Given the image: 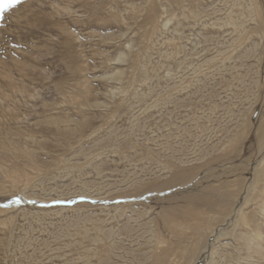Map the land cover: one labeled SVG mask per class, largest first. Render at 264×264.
I'll return each instance as SVG.
<instances>
[{"label":"rangeland","instance_id":"374dc122","mask_svg":"<svg viewBox=\"0 0 264 264\" xmlns=\"http://www.w3.org/2000/svg\"><path fill=\"white\" fill-rule=\"evenodd\" d=\"M263 120L264 0H22L0 13V264H144L158 241L178 264H253L234 233ZM195 183L235 200L200 233L178 215Z\"/></svg>","mask_w":264,"mask_h":264},{"label":"bare ground","instance_id":"6f19581e","mask_svg":"<svg viewBox=\"0 0 264 264\" xmlns=\"http://www.w3.org/2000/svg\"><path fill=\"white\" fill-rule=\"evenodd\" d=\"M238 3V2H237ZM236 3V4H237ZM235 4V3H234ZM217 8V7H216ZM242 8V7H240ZM234 9V8H233ZM239 9V8H238ZM217 10V9H216ZM244 11V10H243ZM242 12V11H241ZM230 13V12H229ZM207 18V17H206ZM239 18V17H238ZM203 19V18H201ZM218 19V18H217ZM200 20V19H199ZM232 20V19H231ZM236 20V19H235ZM208 21V20H207ZM216 21V20H215ZM228 24V23H227ZM195 26V25H194ZM233 26V25H232ZM210 27V26H209ZM220 29V28H219ZM223 30V29H222ZM222 37V36H221ZM227 38V37H226ZM214 39V38H213ZM247 39V38H246ZM229 41V40H228ZM247 44V43H246ZM224 45V44H223ZM261 45V44H260ZM222 46V45H221ZM259 46V45H258ZM229 47V46H228ZM261 49V48H259ZM231 50V49H230ZM233 50V48H232ZM202 52V51H201ZM217 53V52H216ZM229 53V52H228ZM236 55V54H235ZM260 59V58H259ZM258 60V58H257ZM263 61V60H262ZM213 64V63H212ZM233 65V64H232ZM214 66V65H213ZM211 66V67H213ZM259 68V67H258ZM235 70V69H234ZM192 71V70H191ZM202 73V72H201ZM208 75V74H207ZM197 76V75H196ZM237 78V77H236ZM241 80V79H240ZM236 92V91H235ZM223 96V95H222ZM241 109V108H240ZM243 110V109H242ZM228 111V110H227ZM247 111V110H246ZM241 114V113H240ZM242 115V114H241ZM264 121V120H263ZM203 128V127H202ZM212 129V128H211ZM214 129V128H213ZM202 132V131H201ZM217 132V131H216ZM221 132V131H220ZM211 133V131H210ZM213 133V132H212ZM216 134V133H215ZM219 134V133H218ZM240 135H236L234 137H231L230 141H236L240 138ZM203 136V135H202ZM224 136V135H223ZM256 136L259 140V143L263 141L264 137V123L261 122L259 126L256 129ZM185 137V136H184ZM230 137V136H229ZM228 137V138H229ZM169 138V137H168ZM186 138V137H185ZM225 138V137H224ZM242 139V138H241ZM228 140V139H227ZM203 141H201L202 144ZM228 142V141H227ZM228 144V143H227ZM199 145V144H198ZM207 147V146H206ZM205 147V148H206ZM161 148V147H160ZM166 149V148H165ZM208 149V148H207ZM213 150V149H212ZM164 151V150H163ZM182 151V149H181ZM186 151L188 149L186 148ZM224 151V150H223ZM192 152V151H191ZM214 152V151H213ZM186 153V152H185ZM200 152H198L199 154ZM172 154V153H171ZM188 154V152H187ZM201 154V153H200ZM218 154V153H217ZM201 156V155H200ZM151 157V156H150ZM160 157V156H158ZM153 159V158H152ZM202 159V158H201ZM200 158L198 160H201ZM219 158H210V160L202 166L197 167V172L195 173V176H190L192 173L191 169H180L177 170L175 175L172 177L171 180L167 181L162 187H160L158 190H170L175 188L179 184H183V186L187 187L190 184V181L193 180V178H199L200 173L203 168H209L214 165L215 162H217ZM171 160V159H170ZM160 161V160H159ZM139 162V161H138ZM162 163V162H161ZM186 163V162H185ZM184 163V164H185ZM152 165V164H151ZM154 165V164H153ZM187 165V164H186ZM139 166V165H137ZM141 166V165H140ZM143 166V165H142ZM152 167V166H151ZM139 168V167H138ZM160 168V167H159ZM186 168V167H185ZM194 169V168H193ZM192 169V170H193ZM153 170V169H152ZM196 170V169H195ZM142 171V170H141ZM151 171V170H150ZM149 171V172H150ZM206 170V172H208ZM121 172V171H120ZM148 172V173H149ZM103 174V173H102ZM137 175V174H136ZM156 175V174H155ZM134 176V175H133ZM138 176V175H137ZM199 176V177H198ZM131 177V176H130ZM190 177H193L190 179ZM145 178V177H144ZM211 178V177H209ZM134 179V178H133ZM131 179V181L133 180ZM200 179V178H199ZM198 179V181H199ZM109 180V179H108ZM141 180V179H140ZM190 180V181H189ZM138 181V180H137ZM197 183L199 184V182ZM105 182V181H104ZM195 182V181H194ZM179 183V184H178ZM260 183V180H259ZM203 185V182H201ZM192 185V184H190ZM196 185V183H195ZM197 187V192L193 195L192 193L190 195H182L181 197L184 198L186 202H189V204H194L193 209L187 208L185 210L180 211V214L182 216V219L184 218V222H187V229L190 230L193 233H200V231L206 229L204 228L205 225V217L207 216V212H212L213 210H216L218 207L223 208V206L229 207L231 204L233 205L234 201L233 197L229 193H225L224 190L226 189L227 185H222V187L217 188L216 186L212 185L211 183L202 186L203 188L199 189V185L195 186ZM161 186V185H160ZM159 187V186H157ZM113 189V188H112ZM183 189V188H182ZM122 190V189H121ZM124 190V189H123ZM186 191V190H185ZM191 192V191H190ZM122 193V192H121ZM98 194V193H97ZM253 201V208L251 210H248L247 212L241 211V214L239 215V219L241 220L240 228L238 231L234 233L235 240L239 243L236 245V255L239 256L240 259H243L244 261L253 262V264H264V177L261 179V184L259 189L257 190L255 196L252 198ZM204 208L205 210L200 211L198 209ZM202 210V209H201ZM228 217H231V214H228ZM164 218V217H163ZM229 219V218H228ZM227 219V220H228ZM153 220V219H152ZM165 220V219H164ZM168 221V220H166ZM175 221V220H174ZM179 221V220H178ZM142 223V222H141ZM173 224V223H171ZM152 225V224H151ZM182 226V225H181ZM183 227V226H182ZM169 228V226H168ZM171 228V227H170ZM175 229V228H174ZM133 230V229H132ZM210 234L208 237H212L215 233L213 229L210 230ZM155 232V230H154ZM157 232V231H156ZM155 234V233H154ZM158 234V233H157ZM156 235V234H155ZM184 236V235H183ZM190 233L185 235V238H189ZM128 237V236H127ZM153 237V236H152ZM209 237V238H210ZM134 238V237H133ZM154 239V238H152ZM157 239V236H156ZM134 240V239H133ZM131 240V241H133ZM130 241V242H131ZM156 241V240H155ZM158 241V240H157ZM140 242V241H139ZM151 242V241H150ZM150 242H148L150 244ZM133 243V242H132ZM135 243V242H134ZM131 244V243H130ZM134 245V244H133ZM151 246V244H150ZM225 247H230V244H224ZM140 247V246H139ZM196 246L195 248H197ZM222 247V245H221ZM144 248V247H143ZM145 249V248H144ZM148 249V248H147ZM152 254L149 260L151 259V262L147 263L146 260L144 264H178V260L181 257L182 258V251L176 250L172 246H166L161 241L156 242V245L152 248ZM221 249V248H220ZM218 250V249H217ZM223 250V249H222ZM143 251V250H142ZM225 251V250H223ZM149 252V251H148ZM218 252V251H217ZM196 253H199V251H196L193 255H191L187 262L185 264H193L195 263L196 259L199 257L196 255ZM224 253V252H223ZM143 254V253H142ZM148 255V254H147ZM220 256V255H219ZM145 257V256H144ZM237 258V257H236ZM145 259V258H144ZM154 259V260H152ZM238 259V258H237ZM181 262V261H180ZM247 264V263H246Z\"/></svg>","mask_w":264,"mask_h":264},{"label":"snow or ice","instance_id":"6c2138e0","mask_svg":"<svg viewBox=\"0 0 264 264\" xmlns=\"http://www.w3.org/2000/svg\"><path fill=\"white\" fill-rule=\"evenodd\" d=\"M22 0H0V13L7 12L9 9L15 7L16 4L21 3ZM18 201H13L16 203Z\"/></svg>","mask_w":264,"mask_h":264}]
</instances>
